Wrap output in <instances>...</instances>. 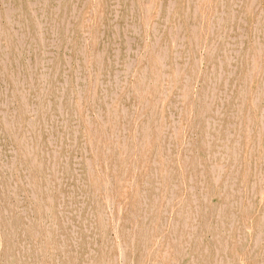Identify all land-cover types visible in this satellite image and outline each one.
Segmentation results:
<instances>
[{
    "label": "rangeland",
    "instance_id": "1",
    "mask_svg": "<svg viewBox=\"0 0 264 264\" xmlns=\"http://www.w3.org/2000/svg\"><path fill=\"white\" fill-rule=\"evenodd\" d=\"M263 78L264 0H0V264H264Z\"/></svg>",
    "mask_w": 264,
    "mask_h": 264
},
{
    "label": "bare ground",
    "instance_id": "2",
    "mask_svg": "<svg viewBox=\"0 0 264 264\" xmlns=\"http://www.w3.org/2000/svg\"><path fill=\"white\" fill-rule=\"evenodd\" d=\"M191 3V2H190ZM219 3V2H218ZM188 6V5H187ZM205 6V5H204ZM207 7V6H206ZM203 15H205V14H203ZM200 17V16H199ZM203 17V16H202ZM263 21V20H262ZM150 22V21H149ZM202 24V23H201ZM261 28V27H260ZM192 30V29H191ZM195 31V30H194ZM193 31V32H194ZM258 34H259V32H258ZM206 35V34H205ZM196 36V35H195ZM253 36V35H252ZM201 39V38H200ZM195 40V39H194ZM191 41V40H190ZM196 41H197V39H196ZM195 43V42H194ZM201 43V42H200ZM191 46V45H190ZM195 46V45H194ZM258 48V47H257ZM254 49V48H253ZM257 52V51H256ZM258 52H260V51H258ZM256 55V54H255ZM258 55H259V53H258ZM261 55V54H260ZM157 56V55H156ZM210 56V55H209ZM161 57V56H160ZM254 57H256V56H254ZM259 58V57H258ZM159 59H162V58H159ZM253 59V58H252ZM156 60V59H155ZM167 60V59H166ZM258 60V59H257ZM153 62V61H152ZM251 62H253V61H251ZM260 64V63H259ZM164 66V65H163ZM162 66V67H163ZM248 66V65H247ZM160 69V68H159ZM162 69V68H161ZM254 69V68H253ZM145 70V69H144ZM247 70V69H246ZM178 71V70H177ZM248 71V70H247ZM142 73V72H141ZM146 73V72H145ZM149 74V73H148ZM162 74V73H161ZM145 75V74H144ZM155 76V75H154ZM158 76V75H157ZM176 76V75H175ZM148 77V76H147ZM153 77V76H152ZM145 77H143V79H144ZM264 79V78H263ZM176 80V79H175ZM162 81H163V79H162ZM260 81V80H259ZM149 82V81H148ZM161 82V81H160ZM256 82H257V80H256ZM163 83V82H162ZM260 83V82H259ZM147 85V84H146ZM162 85V84H161ZM160 85V86H161ZM176 85V84H175ZM263 85H264V83H263ZM162 86H164V85H162ZM255 86H256V84H255ZM147 87V86H146ZM159 87V86H158ZM257 88V87H256ZM147 89V88H146ZM255 89V88H254ZM152 90H153V88H152ZM164 90V89H163ZM262 90V89H261ZM260 90V91H261ZM264 90V89H263ZM139 92V91H138ZM153 92H155V90L153 91ZM249 92V91H248ZM164 93V92H163ZM255 93V92H254ZM253 93V94H254ZM262 93H263V91H262ZM257 94H259V92L257 93ZM264 94V93H263ZM149 95V94H148ZM163 95V94H162ZM145 96V95H144ZM251 98H252V96H251ZM259 98V97H258ZM157 99H158V97H157ZM145 100H147L146 99V97H145ZM251 100V99H250ZM251 101H253V100H251ZM153 102V101H152ZM155 102V101H154ZM151 109V108H150ZM156 109V108H155ZM202 110V109H201ZM115 111V110H114ZM121 111V110H120ZM113 112V111H112ZM115 113V112H114ZM145 113H146V111H145ZM201 113V112H200ZM205 113V112H204ZM149 114V113H148ZM143 115V114H142ZM155 115V114H154ZM114 116V115H113ZM149 116H150V114H149ZM200 116V115H199ZM204 115L202 114V117H203ZM260 116V115H259ZM112 117V116H111ZM142 117V116H141ZM117 118V117H116ZM149 118H151V117H149ZM253 118V117H252ZM114 119V118H113ZM118 119V118H117ZM165 119V118H164ZM262 119V118H261ZM110 121H112V120H110ZM148 121V120H147ZM146 121V122H147ZM154 122V121H153ZM260 122V121H259ZM149 123V122H148ZM252 123V122H251ZM256 123V122H255ZM140 124V123H139ZM165 124V123H164ZM253 124V123H252ZM89 125V124H88ZM104 125V124H103ZM251 127V126H250ZM95 128V127H94ZM251 130H252V128H251ZM93 131H95V130H93ZM96 133V132H95ZM148 135V134H147ZM146 139H148L147 137H146ZM259 139V138H258ZM255 141V140H254ZM259 141V140H258ZM247 144H248V142H247ZM27 145V144H26ZM246 145V144H245ZM253 145V144H252ZM257 145V144H256ZM251 148V147H250ZM149 149V148H148ZM132 150V149H131ZM253 150V149H252ZM37 151V150H36ZM126 151V150H125ZM249 151V150H248ZM103 152V151H102ZM106 152H108V151H106ZM146 152V151H145ZM148 152V151H147ZM131 153V152H130ZM245 153V152H244ZM41 154H42V152H41ZM145 154V153H144ZM125 155V154H124ZM257 155V154H256ZM121 156H123V155H121ZM166 156V155H165ZM164 156V157H165ZM146 157V156H145ZM249 157H250V155H249ZM248 157V158H249ZM102 158H103V156H102ZM110 158V157H109ZM143 157H141V160H145V159H142ZM130 160V159H129ZM168 160V159H167ZM134 161V160H133ZM258 161H259V159H258ZM33 162V161H32ZM131 163V162H130ZM133 163V162H132ZM122 165V164H121ZM130 165V164H129ZM141 165V164H140ZM39 166V165H38ZM183 166V165H182ZM40 168V167H39ZM127 168V167H126ZM133 168V167H132ZM145 169V168H144ZM183 169H185V168H183ZM112 170V169H111ZM124 170H126V169H124ZM141 170V169H140ZM39 171V170H38ZM106 170H104V172H105ZM119 171V170H118ZM248 171V170H247ZM138 172H139V170H138ZM136 173V172H135ZM111 174V173H110ZM131 174V173H130ZM143 174V173H142ZM141 174V175H142ZM246 174V173H245ZM103 175V174H102ZM133 176H134V174H133ZM168 176V175H167ZM213 176V175H212ZM105 177H108V176H106V173H105ZM110 178V177H109ZM141 178V177H140ZM212 178V177H211ZM134 179V178H133ZM131 181V180H130ZM137 181V180H136ZM121 182V181H120ZM132 184V183H131ZM137 184V183H136ZM215 185V184H214ZM213 186V185H212ZM264 186V185H263ZM96 189H98V188H96ZM117 190H118V188H117ZM123 190V189H122ZM136 190V189H135ZM119 191V190H118ZM136 192V191H135ZM260 192H262V191H260ZM137 193V192H136ZM135 193V194H136ZM259 195H261V193L259 194ZM261 197V196H260ZM259 200V199H258ZM132 201V200H131ZM138 201V200H137ZM136 201V202H137ZM260 202H261V200H260ZM133 203V202H132ZM138 203V202H137ZM219 207V206H218ZM264 207V206H263ZM51 208V207H50ZM49 208V209H50ZM212 208H213V206H212ZM48 209V210H49ZM138 211V210H137ZM49 212V211H48ZM257 213V212H256ZM159 214V213H158ZM133 215V214H132ZM264 215V214H263ZM138 216V215H137ZM140 218V217H139ZM262 218V217H261ZM260 218V219H261ZM159 219V218H158ZM261 221V220H260ZM210 222V221H209ZM248 222V221H247ZM258 222V221H257ZM157 223V222H156ZM130 224H131V222H130ZM135 224V223H134ZM137 224V223H136ZM204 224V223H203ZM250 224V223H249ZM257 224V223H256ZM144 226V225H143ZM148 226V225H147ZM206 226V225H205ZM251 226V225H250ZM152 227V226H151ZM157 226H155V228H156ZM144 228V227H143ZM145 228H147V227H145ZM158 228V227H157ZM206 228V227H205ZM255 228H257V227H255ZM155 230H157V229H155ZM160 230V229H159ZM249 230V229H248ZM251 230H249V232H250ZM145 232V231H144ZM151 232V231H150ZM188 232V231H187ZM159 233H161V232H159ZM181 233V232H180ZM246 233V232H245ZM147 234V233H146ZM151 235V234H150ZM156 235H157V232H156ZM181 235V234H180ZM181 237V236H180ZM154 238V237H153ZM131 239V238H130ZM131 240H133V237H132V239ZM163 240V239H162ZM130 241V240H129ZM143 242H144V240H143ZM153 242V241H152ZM132 243V242H131ZM180 244H181V242H180ZM248 245V244H247ZM133 246V245H132ZM143 246V245H142ZM150 246V245H149ZM148 246V247H149ZM179 246V245H178ZM51 248V247H50ZM63 248V247H62ZM143 248V247H142ZM193 248V247H192ZM182 249V248H181ZM246 249V248H245ZM182 251V250H181ZM201 251V250H200ZM195 252H196V250H195ZM200 254V253H199ZM192 256V255H191ZM141 257V256H140ZM143 257H144V255H143ZM140 259V258H139ZM138 259V260H139ZM75 260H76V258H75ZM197 260V259H196ZM138 262V261H137ZM103 264V263H102ZM195 264H196V262H195ZM201 264V263H200Z\"/></svg>",
    "mask_w": 264,
    "mask_h": 264
}]
</instances>
